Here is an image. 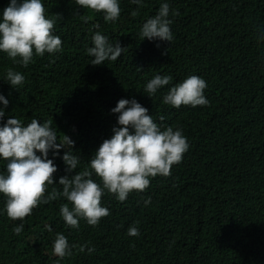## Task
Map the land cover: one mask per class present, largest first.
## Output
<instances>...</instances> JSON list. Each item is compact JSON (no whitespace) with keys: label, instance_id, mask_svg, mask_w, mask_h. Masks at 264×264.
<instances>
[{"label":"trees","instance_id":"obj_1","mask_svg":"<svg viewBox=\"0 0 264 264\" xmlns=\"http://www.w3.org/2000/svg\"><path fill=\"white\" fill-rule=\"evenodd\" d=\"M9 3L0 0V17ZM42 3L48 18L62 16L53 34L63 50L34 54L27 67L0 52V94L9 101L6 108L0 102V126L10 117L25 126L32 119L51 120L58 140L65 134L74 141L68 150L80 157L79 172L118 126L111 110L119 100L134 98L162 130H182L189 148L169 176L150 178L144 192H132L124 202L105 192L102 206L110 215L97 226L81 219L78 228L66 227L63 197L12 221L0 194V264H264V0H143V7L119 0L115 22L75 0ZM162 3L178 12L168 17L173 40H141L143 24ZM97 31L126 49L116 61L91 65L87 49ZM9 69L25 82L13 88L6 80ZM156 75H170L172 82L150 98L144 89ZM190 75L206 81L209 104L165 105L168 90ZM63 155L49 152L58 168L49 193L53 187L62 191L59 179L68 175ZM6 163L0 158V174H6ZM93 179L102 183L95 174ZM136 222L140 235L128 236ZM21 223L17 235L13 229ZM58 233L70 245L95 251L73 248L71 257L61 259L53 254Z\"/></svg>","mask_w":264,"mask_h":264},{"label":"clouds","instance_id":"obj_2","mask_svg":"<svg viewBox=\"0 0 264 264\" xmlns=\"http://www.w3.org/2000/svg\"><path fill=\"white\" fill-rule=\"evenodd\" d=\"M75 3L81 8L102 13L106 22H115L121 15L119 0H75ZM131 3L144 6L143 0H131ZM170 12L178 15L168 3H162L157 14L143 24L140 39L170 44L173 40L170 29L172 21L168 18ZM131 15L136 17L139 11L134 10ZM60 18L61 14L48 18L42 0H10L0 17V52L24 67L32 62L34 54L43 56L45 53L61 52L62 40L53 34L56 20ZM92 41L94 46L87 49V55L94 57L92 66L116 61L126 50L119 42L110 44L99 31L92 36ZM6 80L16 88L25 82V76L9 69ZM171 82L170 75H156L146 84L144 91L152 98L158 89ZM206 87L203 78L190 75L168 90L163 103L176 109L181 106H207L209 101L204 95ZM0 102L5 108L9 103L2 94ZM111 111L118 114V126L112 128L111 138L103 141L88 166L79 172L76 169L80 157L68 150L75 148L74 141L65 134L62 140H58L51 120L41 124L40 120L32 119L25 126L20 119L10 117L0 126V158L7 162L6 174H0V194L7 198L5 210L10 220L23 221L41 204L63 197L68 203L60 205V214L66 227L78 228L81 219L90 226H97L102 218L110 215L109 209L102 206L105 192L124 202L130 193L144 192L150 186V178L169 176L173 165L182 161L189 148L182 130H174L172 126L162 130L149 115V110L134 98L119 100ZM4 116L5 111L0 108V121ZM160 120L163 121L164 117L161 116ZM61 150H64L62 160L68 175L59 179L62 191L53 187L49 193V186L56 184L54 174L58 171L54 160L49 159V152L55 157L59 156ZM73 172L75 175H71ZM94 174L102 183L93 179ZM150 204V197L144 200L145 207ZM137 223L129 227L128 236L140 235ZM47 230L52 231L50 226ZM22 231V223L13 229L17 235ZM73 248H78L80 252L86 248L89 253L95 251L87 244L70 245L62 233L56 235L53 243L55 256L61 259L71 257Z\"/></svg>","mask_w":264,"mask_h":264}]
</instances>
